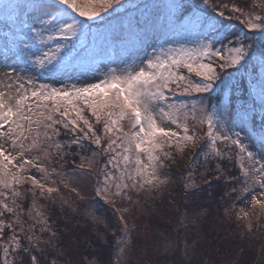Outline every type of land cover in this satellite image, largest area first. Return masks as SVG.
Returning <instances> with one entry per match:
<instances>
[{"label": "snow or ice", "instance_id": "6c2138e0", "mask_svg": "<svg viewBox=\"0 0 264 264\" xmlns=\"http://www.w3.org/2000/svg\"><path fill=\"white\" fill-rule=\"evenodd\" d=\"M201 3L203 8L199 5L193 8L186 0H172L165 5L169 30L195 32L200 38L196 47L153 48L147 58L132 60L123 68L109 69L95 82L67 86L62 80H55L53 84L61 85L55 87L40 83L39 77L74 70L79 53L73 52L75 45L71 41L92 34L94 24L97 28L106 22L110 24L112 17L127 11V0H0V16L5 17V26L10 21L18 25L19 32L12 40L6 32L0 44V85L3 86L0 90V187L10 189L15 198L21 195L18 187L28 185L27 190L33 197L38 191L40 197L50 199L60 188L49 186L45 182L49 177H61L59 183L65 188L68 183L56 167L49 172L46 162L51 163L55 158L63 168L67 163L65 157L72 155L80 162L76 164L73 159L71 171L83 175L86 165L91 172L96 158L107 156L101 172L97 173L100 179L94 189L97 198L94 203L98 207L91 212V222L100 227L102 221L95 212L103 204L115 207L113 195L130 199V189L145 185L156 187L166 182L159 175L166 166L165 161L172 158L166 148L174 146L183 152L189 143L195 145L206 140L205 159H227L217 148L218 143H224L235 146L237 156L246 158L250 164L249 168L241 165L244 187L229 189L224 197L247 193L251 184L252 191L260 189L259 198L252 195V206L264 209V153L250 150L256 145L264 148V41L251 40L249 35L259 32L264 36V0L249 11L234 3L230 7L213 0H201ZM255 7L261 11L256 12ZM232 21L238 22L241 29L237 30ZM137 30L145 31L138 19L129 17L126 28L123 25L119 30L110 28L109 34L115 42L122 39L124 31L135 33ZM250 62L252 72H259L261 76L254 84L259 91L250 103L244 101L237 106L236 101L241 98L236 92L243 84V73L248 71ZM179 97L191 98L192 102L178 101ZM81 102L95 118V124L99 125L103 119L99 128L85 117ZM197 112L200 113L198 123L207 126L203 136L189 127V114L196 119ZM124 122L129 124V131L124 130ZM66 133L71 138L61 142L60 137ZM73 147L78 151L73 153ZM84 152L91 154L82 155ZM109 166L118 170L119 175L108 170ZM33 169L43 176L31 174ZM216 171L219 181V166ZM52 183L55 185L56 181ZM184 187L187 191L197 186L190 180ZM6 196L7 192L0 191V197ZM17 208L20 206L10 207L0 199V217L16 216L7 223L0 218V240H4L6 228L11 230L5 241L7 246H3V264H57L56 260L44 259L49 249L55 250L52 241L56 233L49 227H41L40 235L32 233L36 223L48 224L39 211L36 212L39 220L32 217L35 200L28 213L35 223L27 234ZM119 219L124 224L123 215ZM124 227L126 232L127 225ZM45 232L49 233L47 240L43 239ZM67 244L71 249L73 241ZM64 264H115V261L111 256L101 261L90 253L87 258Z\"/></svg>", "mask_w": 264, "mask_h": 264}, {"label": "trees", "instance_id": "16d2710c", "mask_svg": "<svg viewBox=\"0 0 264 264\" xmlns=\"http://www.w3.org/2000/svg\"><path fill=\"white\" fill-rule=\"evenodd\" d=\"M13 2H22V0H13ZM213 2L227 4L229 7L234 3L238 7L249 11L253 10L254 6L259 5L261 0H213ZM186 3L193 8L196 5H199L200 8L204 7L201 0H186ZM149 6H143L144 8L141 11L133 10V12H130V10H127V12H123L118 17H112L110 24L106 22L103 27L97 28L94 24V29L107 34L110 33V28L119 30L122 25L126 28L128 18L132 17L141 22V25L147 32L148 38L154 29H156L154 30L156 32L159 31L158 28L154 27L162 20V4ZM255 11L259 13L261 9L255 7ZM231 23L237 30L241 29L238 22L232 21ZM145 31L137 30L135 33L124 31L121 35H125L126 37L137 36L139 39H144ZM249 35L251 40L259 41L260 39L264 41V36L260 35L259 32L255 34L249 33ZM110 41V34L108 39L102 38L100 40L101 49L105 48ZM79 55L83 58L88 55V52L81 51ZM243 76V84L236 92V96L241 98L236 101L237 106L244 101L250 103L252 97L259 91L258 87H254V84L261 76L259 72H252V62L248 64V71L243 73ZM190 100L191 98H187V101L184 102L191 103L192 101ZM80 106L84 108L85 117L93 121L94 127L99 128L103 124V119L99 125L95 124V118L91 116V113L82 102ZM208 110L211 111V109ZM191 118L192 115L189 114L188 121L191 128L194 127L197 134L203 136L207 132V126L203 128L197 125L198 123H191ZM124 123V130L128 131L130 126L127 122ZM70 138L71 134L66 133L60 137V141L66 142ZM84 143L88 146L87 141ZM206 143V140H200L198 146L192 149L190 160L188 158L185 161L186 165L183 164L182 170L180 169L184 174L183 180L171 188V197L173 203L177 206V209H175L176 215H174L173 220L177 226L183 228L182 234H178L177 250L172 257L173 264H178L179 261H184L186 264H264V209L258 212L254 227L252 231H249L244 228L240 222V218L236 216V208L239 206L240 199L246 196L248 192H238L230 198H225L223 195L229 189H242L244 187L241 182L243 179L241 165L245 168L247 166L246 161L245 159L242 161L237 156L234 146H228L224 143H219L220 147L217 148L221 152L225 149L228 150L226 153L227 159H205L208 155L205 147ZM90 147L96 150L94 145ZM77 151V148H72L73 153ZM81 154L90 156L91 153L84 152ZM97 158L99 160L98 169L92 166L91 173L97 178L98 182L100 176L97 173L101 172L102 164L107 160V156ZM73 159L76 160V164H79V159L72 155L65 157L67 163L63 168L58 166L60 162L55 158H52L51 163L47 162V164L49 167H56L58 172H62L63 170H71ZM218 166L220 168L219 181L216 179L218 175L216 169ZM85 168L87 170V165ZM108 170L117 171L111 168V166H109ZM53 177L60 182L59 176L53 175ZM237 177L241 179L236 180ZM190 180L194 181L197 187L186 191L184 185L188 184ZM229 180L235 182L229 183L227 182ZM58 186L60 192L53 193L50 199L40 197L38 191L35 197H33L31 192L27 190L28 185L18 187L21 195L15 198L12 197L10 189L0 187V191L7 192V196L0 197V199L8 203L10 207L20 206V208H17V213L25 229V234H27L29 229H32V225L35 223L28 214L29 209L33 207V200H35L32 217H36V212L39 211L47 218L48 224L36 223L35 228L32 229L33 235H40L39 229L41 227H49L51 231L56 233V238L52 241L53 245H55V250L49 249L45 253V260H56L57 264H64L65 261L87 258L90 253L92 257H98L101 261H107L110 256L114 260L117 245L124 232L123 224L119 219L115 207L111 204H103V201H100L103 207H100L95 212V215L99 217L102 224L100 227H97L91 222L92 214L89 212V206H92L93 209L98 207L94 203L97 198H80L71 188H65L60 183ZM250 187L251 184H249V189ZM13 199H15V205L13 204ZM186 215L187 219L185 218ZM0 218H3L7 223L9 220L16 219V216L6 214ZM110 218L114 220V224L116 225L115 231L106 228L105 222ZM36 219L39 220L40 217H36ZM152 219H155L154 221L158 220L157 218ZM158 225L169 227L176 231L174 226H171L169 223L167 225L165 221L158 222ZM4 233V240H0V264H3V246H7L5 241L10 237L11 230L6 228ZM260 237L261 239H259ZM43 239H49L48 232L43 233ZM69 240L73 241L71 249H68L67 241ZM190 243L192 246L189 247L188 245L186 247V244ZM183 248L185 251H183ZM182 252H187L186 256ZM129 264L135 263L131 261Z\"/></svg>", "mask_w": 264, "mask_h": 264}, {"label": "rangeland", "instance_id": "374dc122", "mask_svg": "<svg viewBox=\"0 0 264 264\" xmlns=\"http://www.w3.org/2000/svg\"><path fill=\"white\" fill-rule=\"evenodd\" d=\"M171 2L172 0H127V10H130V12H133V10L141 11L145 6L162 4V20L154 27L158 28L159 31L156 32L154 31L156 29L153 28L156 38L150 40L149 44L145 47L143 46L145 38L139 39L137 36L126 37L122 35L121 40L113 42L111 39L109 44L101 49L100 40L105 36L109 37V33L106 34L94 29V32L87 37H80L71 41V44L75 45L73 49L74 53L78 52L80 54L81 51L88 52V55L83 58L79 55L74 70L70 68L66 73H57L51 76L43 75L39 77V82L59 87L61 85L53 84V81L62 80L63 84L67 86H71L72 84L83 86L86 83L95 82L96 79L102 78L103 74L109 69L117 68L118 66L123 68L124 64L131 63L132 60L147 58V56L151 54L153 48L159 49L163 47L167 49L168 47L175 48L180 45L196 47V43L200 38L195 32L169 30L167 27L166 17L168 15V9L165 8V5ZM137 5L140 7H136ZM14 15L15 14H13V16ZM6 32L8 33L9 40L14 39L19 35L18 25L12 24L9 21L8 27H6L5 17L0 16V44L3 43L4 34ZM259 41L261 40L259 39ZM61 42L63 43L64 41ZM2 87L3 86L0 85V90H2ZM178 101H187V99L179 97ZM199 118L200 113L197 112L196 119L191 118V123H198ZM188 123L190 122L188 121ZM197 125L206 128V125H201L199 123ZM167 126L171 125L169 124ZM189 127L191 128L190 124ZM199 142L200 141L195 145L189 143L186 145L183 152H178L174 146L165 149L172 153V158L168 159L169 162H167V160L165 161L166 166L160 170L159 173L160 179L166 181L165 183L156 187L145 185L143 188L137 187L135 189H130L128 192L130 199L116 195L111 197L112 200L116 201L115 209L118 216L120 217L123 215L124 217L123 227L125 224L127 225V231L125 232L124 227V232L121 235L116 248V254L114 255L116 264H129L131 261L135 264H173L172 257L177 250L178 234H182L183 228L177 226L173 220L174 215H176L175 209H177V206L173 203L171 188L176 183L183 180L184 174L181 168L183 164L186 165L185 161L188 158L190 160L192 149H195ZM217 147H220L219 143ZM250 150L264 153V148H260L259 145H256L255 149ZM116 151L119 152L121 149H116ZM227 152V149L222 151L225 155ZM236 152H238V149L235 148V153ZM33 155H37V153L34 152ZM239 158L242 161L245 159L247 165L245 168L250 167L246 158ZM98 164L99 160L96 158L93 167L98 169ZM45 167L49 168V172L52 171L53 167H49L47 162L45 163ZM257 167H259V165H257ZM62 172L64 173L63 179L68 183V187L71 189L75 188V192L79 193L80 198L95 197L94 189L97 187V178L94 177L93 173L87 170L83 175L73 173L71 170H63ZM114 173L119 175L118 170ZM28 174L29 173H25V175ZM31 174L37 175L38 178L43 176L42 173H36L34 169ZM59 178L61 179V177ZM52 181H56V184L54 185ZM45 182L48 183L49 186H58L59 184V180L55 179L53 176L49 177ZM129 183L131 182L129 181ZM259 191V188L252 191L250 187L249 192L246 196L241 197L239 206L236 208V216L240 218V222L243 224L244 228L249 231H252L254 227L258 212L263 210L259 206H252V195L255 194L259 198ZM91 209L93 210L92 206H89V212H92ZM124 209H127V211H124ZM245 213H247L246 216ZM151 218H157L158 220L154 221L155 219L151 220ZM163 221H165L167 225L169 223L171 226H174L177 232L169 227L158 225V222ZM105 223L107 229L116 230L113 219L110 218ZM259 239H261V237ZM188 245L189 247L192 246L190 243L186 244V247H188ZM183 251H185L184 248ZM182 253L185 254V256L187 254V252Z\"/></svg>", "mask_w": 264, "mask_h": 264}]
</instances>
